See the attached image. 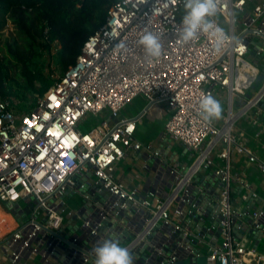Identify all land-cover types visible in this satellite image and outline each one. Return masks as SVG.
I'll list each match as a JSON object with an SVG mask.
<instances>
[{
	"label": "built area",
	"instance_id": "obj_1",
	"mask_svg": "<svg viewBox=\"0 0 264 264\" xmlns=\"http://www.w3.org/2000/svg\"><path fill=\"white\" fill-rule=\"evenodd\" d=\"M184 14V0H117L33 108L20 111L0 99V206L10 224L0 233V253L9 264H95L92 250L108 238L129 249L133 264L202 256L206 264H264L242 238L247 227L264 234V209L238 210L231 198L232 183L241 186V199L255 196L233 172V158L264 173V159L235 129L243 117L257 128L256 138L262 127L250 112L264 99V82L247 93L264 54V0H221L213 19L229 39L219 47L203 32L183 43ZM146 31L159 38L158 59L138 44ZM202 94L227 104L220 119L203 121ZM139 95L150 104L146 110L122 116ZM159 118L164 125L154 141L135 137L139 123ZM165 141L182 146L192 162L168 158ZM130 151L143 158L131 169L129 179L139 181L132 185L119 166ZM141 172L151 175L144 184ZM71 196L80 198L77 207L67 204Z\"/></svg>",
	"mask_w": 264,
	"mask_h": 264
},
{
	"label": "trees",
	"instance_id": "obj_2",
	"mask_svg": "<svg viewBox=\"0 0 264 264\" xmlns=\"http://www.w3.org/2000/svg\"><path fill=\"white\" fill-rule=\"evenodd\" d=\"M117 0H0V30L9 19L15 38L0 50V99H11L20 111L35 106L53 83L45 57L54 49L60 75L74 63L83 42L104 22ZM16 72L13 76L12 68ZM164 119H159L160 132Z\"/></svg>",
	"mask_w": 264,
	"mask_h": 264
},
{
	"label": "clouds",
	"instance_id": "obj_3",
	"mask_svg": "<svg viewBox=\"0 0 264 264\" xmlns=\"http://www.w3.org/2000/svg\"><path fill=\"white\" fill-rule=\"evenodd\" d=\"M221 0H184L185 14L179 29L180 40L189 43L200 33H208L215 39L216 46L229 39L224 29L213 19L219 10ZM148 57L158 59L162 54L159 38L150 31L144 32L138 40ZM121 43L118 48L125 49ZM200 115L203 121L211 123L221 118L220 102L211 94H202L199 101ZM95 264H133L129 249L122 246L118 239L108 238L93 248Z\"/></svg>",
	"mask_w": 264,
	"mask_h": 264
},
{
	"label": "crops",
	"instance_id": "obj_4",
	"mask_svg": "<svg viewBox=\"0 0 264 264\" xmlns=\"http://www.w3.org/2000/svg\"><path fill=\"white\" fill-rule=\"evenodd\" d=\"M258 68L259 73L262 74L261 78V84L254 89L248 90V95L253 94V91H258L263 85L264 82V54L258 57ZM255 83V82H254ZM253 83V84H254ZM253 86V85H252ZM257 114L260 117V123L261 126L259 129L260 135L256 138L254 136L257 128L253 125H251L248 122V117H243L242 119L238 120L235 123V129L236 131H243L246 139L248 141V144L252 148V150L257 154V156L261 159H264V99L259 104L258 109H252L250 112V115ZM163 129V128H162ZM161 129V130H162ZM167 150V149H166ZM179 156L180 155H175ZM137 159L136 163L137 165L130 164L129 160L130 158ZM233 172L235 174H242L252 185L253 191L255 192V196H251L246 200H243L240 198V194L242 193L241 186L238 183H232L231 185V198L233 200V205L236 209H247L252 210L257 207H262L264 209V173H261L256 168L255 164L249 163L245 158L243 157H235L233 158ZM121 162H124L125 166L128 168V173L124 176V173L121 175V179L129 183V185L136 183V179H129L131 174V169H137L139 168L140 164L143 162L142 155H139V153L130 151L126 159H123L120 161L119 166L122 168V172H124V169L122 167ZM139 165V166H138ZM204 200H206L204 198ZM206 205V202L204 203ZM206 207H208L206 205ZM207 225H212L209 221H206ZM211 242L216 243L219 241V236L217 234L216 228L212 229L211 231ZM242 238L244 239V242L247 246L255 248L256 251L264 256V234L261 231L258 230H252L248 227L245 229V232L242 235ZM0 264H9L7 260L2 257V254L0 253ZM30 264H39V263H30ZM201 264V263H199Z\"/></svg>",
	"mask_w": 264,
	"mask_h": 264
},
{
	"label": "rangeland",
	"instance_id": "obj_5",
	"mask_svg": "<svg viewBox=\"0 0 264 264\" xmlns=\"http://www.w3.org/2000/svg\"><path fill=\"white\" fill-rule=\"evenodd\" d=\"M13 38H15V28H14L13 23L9 19H7L5 25L0 30V46H3L4 43H6L8 40L12 41ZM53 46H54V49H52L49 54H46L45 61H46V65L48 67L45 68V70L51 71V76L57 77L60 75V70L58 69L57 65L54 62V56L56 55L55 49L57 47V43L55 42L53 44ZM3 52H4V50H2V51L0 50L1 55H3ZM247 59H250V56H247ZM10 72L13 76H16L15 75L16 70L14 67L10 70ZM261 76H262V74H260L257 77V80L255 81V83L253 84L251 89H254L256 86L258 87L261 84V80H262ZM216 99L221 104V107H222L221 116H223L226 112L225 108H227V104L220 97H218ZM145 104H146V101L144 100V98L142 96H140V95L136 96L130 103H128L121 110V115L125 116V117L135 116L143 109ZM235 107H237L236 102H234L233 110L235 109ZM105 115H106V112H103L96 117L88 118L87 122L91 125L93 123L98 122ZM159 119H155V120L145 119V120H143V122L138 124L137 130L135 133V137L138 140L143 141V142L154 141L156 139L158 133H159L156 131V127H157ZM90 125L89 126L83 125V126H81V128L86 131L89 129ZM165 142H166L165 149H167V157L168 158H170L171 155L177 154V155H180V159H182L185 163L190 164L192 162L193 157L189 158L188 154L184 155L182 146H180L177 143H172L171 141H165ZM136 160L137 159H133L131 157L129 162H130V164L137 165ZM151 163L152 162L149 161V164H151ZM121 164H122V167L124 169L123 173L125 176L128 173V168L125 166L124 162H121ZM140 175H141V179H140L141 184H144L145 180L150 178V176H151L149 173L143 174L142 172L140 173ZM137 182H139V181H137ZM66 200H67V204L69 205L70 208L77 207L80 204V198L77 196L66 197ZM21 203L23 204L22 201H21ZM8 212H9V210L6 207L0 206V233H3L4 231L9 229V227H10V224L4 220V217H2V215L8 214ZM78 224H80V221H78ZM76 231H78V233H80L79 229H77ZM34 261L37 262L38 258L35 257Z\"/></svg>",
	"mask_w": 264,
	"mask_h": 264
},
{
	"label": "water",
	"instance_id": "obj_6",
	"mask_svg": "<svg viewBox=\"0 0 264 264\" xmlns=\"http://www.w3.org/2000/svg\"><path fill=\"white\" fill-rule=\"evenodd\" d=\"M249 31L251 33H258L256 30H253V29H249ZM149 105H150L149 103H146L143 109L137 115L141 114L144 110H146V108ZM199 263L206 264L204 256L195 259L193 262H189L188 260H179L175 264H199ZM165 264H169V263H165Z\"/></svg>",
	"mask_w": 264,
	"mask_h": 264
}]
</instances>
